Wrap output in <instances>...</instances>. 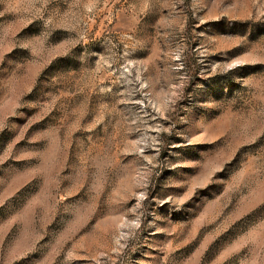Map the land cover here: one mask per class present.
I'll return each instance as SVG.
<instances>
[{
    "label": "rangeland",
    "instance_id": "1",
    "mask_svg": "<svg viewBox=\"0 0 264 264\" xmlns=\"http://www.w3.org/2000/svg\"><path fill=\"white\" fill-rule=\"evenodd\" d=\"M0 264H264V0H0Z\"/></svg>",
    "mask_w": 264,
    "mask_h": 264
}]
</instances>
